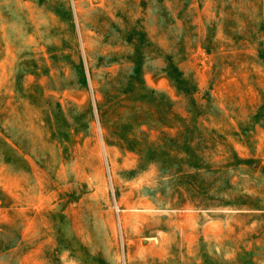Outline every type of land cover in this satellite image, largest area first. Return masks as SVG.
Instances as JSON below:
<instances>
[{
    "label": "rangeland",
    "instance_id": "obj_1",
    "mask_svg": "<svg viewBox=\"0 0 264 264\" xmlns=\"http://www.w3.org/2000/svg\"><path fill=\"white\" fill-rule=\"evenodd\" d=\"M0 264H264V0H0Z\"/></svg>",
    "mask_w": 264,
    "mask_h": 264
},
{
    "label": "built area",
    "instance_id": "obj_2",
    "mask_svg": "<svg viewBox=\"0 0 264 264\" xmlns=\"http://www.w3.org/2000/svg\"><path fill=\"white\" fill-rule=\"evenodd\" d=\"M0 257H1V248H0Z\"/></svg>",
    "mask_w": 264,
    "mask_h": 264
}]
</instances>
